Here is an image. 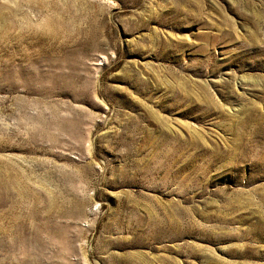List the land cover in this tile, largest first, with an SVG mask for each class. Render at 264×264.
<instances>
[{
	"label": "rangeland",
	"instance_id": "374dc122",
	"mask_svg": "<svg viewBox=\"0 0 264 264\" xmlns=\"http://www.w3.org/2000/svg\"><path fill=\"white\" fill-rule=\"evenodd\" d=\"M0 264H264V0H0Z\"/></svg>",
	"mask_w": 264,
	"mask_h": 264
}]
</instances>
